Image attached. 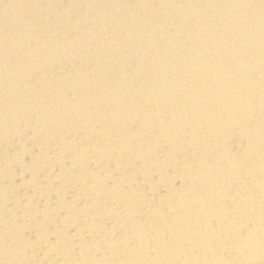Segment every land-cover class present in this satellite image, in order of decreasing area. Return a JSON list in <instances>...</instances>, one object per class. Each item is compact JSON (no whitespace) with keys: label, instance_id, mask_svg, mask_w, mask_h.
Here are the masks:
<instances>
[{"label":"bare ground","instance_id":"bare-ground-1","mask_svg":"<svg viewBox=\"0 0 264 264\" xmlns=\"http://www.w3.org/2000/svg\"><path fill=\"white\" fill-rule=\"evenodd\" d=\"M0 264H264V0H0Z\"/></svg>","mask_w":264,"mask_h":264}]
</instances>
